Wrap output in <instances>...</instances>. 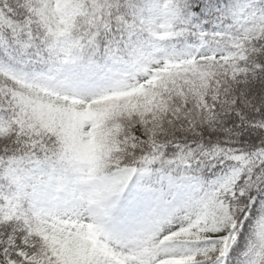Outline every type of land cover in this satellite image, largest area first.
I'll list each match as a JSON object with an SVG mask.
<instances>
[{"label":"snow or ice","instance_id":"obj_1","mask_svg":"<svg viewBox=\"0 0 264 264\" xmlns=\"http://www.w3.org/2000/svg\"><path fill=\"white\" fill-rule=\"evenodd\" d=\"M0 264H264V0H0Z\"/></svg>","mask_w":264,"mask_h":264}]
</instances>
